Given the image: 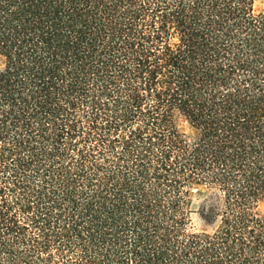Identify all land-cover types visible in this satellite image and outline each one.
I'll list each match as a JSON object with an SVG mask.
<instances>
[{"label":"trees","instance_id":"16d2710c","mask_svg":"<svg viewBox=\"0 0 264 264\" xmlns=\"http://www.w3.org/2000/svg\"><path fill=\"white\" fill-rule=\"evenodd\" d=\"M254 4L0 0V264H264Z\"/></svg>","mask_w":264,"mask_h":264},{"label":"rangeland","instance_id":"374dc122","mask_svg":"<svg viewBox=\"0 0 264 264\" xmlns=\"http://www.w3.org/2000/svg\"><path fill=\"white\" fill-rule=\"evenodd\" d=\"M254 9L257 13L264 11V0H255ZM200 191L196 190L192 193V214L190 227L194 230L203 231L210 230V228L200 219L198 215L199 204L202 200ZM258 211L264 215V202L260 203Z\"/></svg>","mask_w":264,"mask_h":264}]
</instances>
